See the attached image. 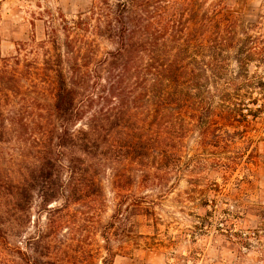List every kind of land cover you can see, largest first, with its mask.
<instances>
[{"label":"rangeland","instance_id":"rangeland-1","mask_svg":"<svg viewBox=\"0 0 264 264\" xmlns=\"http://www.w3.org/2000/svg\"><path fill=\"white\" fill-rule=\"evenodd\" d=\"M153 1L154 12L159 9L155 20L166 21L164 9L175 0ZM224 3L254 26L253 46L262 47L264 0ZM127 7V0H0V76L7 62L16 67L11 74L23 79L20 86L12 85L9 103L0 86V108L8 104L10 130L0 142L4 171L20 179L35 159L53 103L56 57L63 56L67 70L69 56L80 62L83 56L94 60L113 51L107 28L128 16ZM253 60L250 74L264 78V61ZM228 64L232 76L239 73L235 58ZM32 72L39 73L36 81ZM136 112L144 117L142 107ZM250 127L229 146L205 147L191 134L181 162L171 163L167 174L151 167L152 160L143 166L101 162V198L66 208L61 198L43 210L35 196L23 233L7 244L0 240V264H264V113ZM61 176L63 184L64 172ZM119 176H132L134 182L122 193L124 206L132 209L121 221L113 220ZM112 221L116 225L110 227ZM28 250L33 258L20 257Z\"/></svg>","mask_w":264,"mask_h":264},{"label":"trees","instance_id":"trees-1","mask_svg":"<svg viewBox=\"0 0 264 264\" xmlns=\"http://www.w3.org/2000/svg\"><path fill=\"white\" fill-rule=\"evenodd\" d=\"M224 1L175 0L164 9L168 19L157 22L155 1L127 0L128 16L107 28L113 51L100 59L83 56L80 62L69 56L67 70L63 56L56 57L53 103L34 161L20 179L0 166L2 242L26 229L35 196L43 210L61 198L64 208L101 198V162L143 166L152 160L151 167L167 174L171 163L176 167L181 162L191 134L198 135L202 146L218 147L251 131L252 122L264 113V78L248 68L256 56L264 61V44L253 46L254 26ZM231 57L239 69L234 76ZM15 69L6 62L0 76L8 103L12 85L23 80L11 74ZM32 75L35 81L39 77L38 72ZM7 105L0 108V142L10 132ZM141 107L145 114L139 119ZM124 177L115 180L120 202L113 220L121 221L132 209L124 206L122 193L130 191L133 177ZM114 225L112 221L110 227ZM102 238L109 243L106 235ZM29 250L20 257L33 258Z\"/></svg>","mask_w":264,"mask_h":264}]
</instances>
